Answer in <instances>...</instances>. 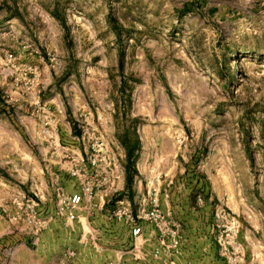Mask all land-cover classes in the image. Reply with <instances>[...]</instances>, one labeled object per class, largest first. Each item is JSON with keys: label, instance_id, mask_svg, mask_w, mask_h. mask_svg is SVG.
I'll use <instances>...</instances> for the list:
<instances>
[{"label": "rangeland", "instance_id": "rangeland-1", "mask_svg": "<svg viewBox=\"0 0 264 264\" xmlns=\"http://www.w3.org/2000/svg\"><path fill=\"white\" fill-rule=\"evenodd\" d=\"M81 158L97 207L66 223L53 183L71 190ZM147 194L170 231L134 244L113 212ZM67 249L66 264L264 263V0H0V264Z\"/></svg>", "mask_w": 264, "mask_h": 264}, {"label": "built area", "instance_id": "built-area-1", "mask_svg": "<svg viewBox=\"0 0 264 264\" xmlns=\"http://www.w3.org/2000/svg\"><path fill=\"white\" fill-rule=\"evenodd\" d=\"M94 164L95 160L92 159L85 160L81 158L80 160H72V164L67 172L68 177L75 182L71 185V187H73L71 190H68L66 186L59 183L58 177L53 183V195L56 200L55 216L64 218L66 223L80 221L81 219L87 221L89 215H91L89 212L97 207L95 203L97 197L95 190L97 186L91 181L88 170L89 167ZM106 179V177L103 178L102 184L106 183ZM100 199L102 200V197H100ZM14 204L19 210L16 219L27 221L33 235L37 236L47 228L52 214L43 217L42 213L39 212L38 203L32 202V204H30L29 202L25 203L15 200ZM85 211H88V214L83 216V212ZM113 217L114 220L123 227L126 238L134 244L139 239H148V223L162 235H167L170 231L164 216L157 208L153 196H150L148 206V194L143 200V203L134 211L130 206L120 204L113 212ZM87 234L89 233L87 232ZM179 239L180 238H174L170 247L177 248L180 243ZM162 244H164L163 241ZM74 256L75 252L73 250H65L60 259V264H66L69 260L73 259Z\"/></svg>", "mask_w": 264, "mask_h": 264}, {"label": "trees", "instance_id": "trees-1", "mask_svg": "<svg viewBox=\"0 0 264 264\" xmlns=\"http://www.w3.org/2000/svg\"><path fill=\"white\" fill-rule=\"evenodd\" d=\"M117 31V30H116ZM119 68L121 69V62L119 61ZM122 146L125 150V190L132 191L133 187V177L136 175L137 171L135 168L136 162V151L138 150V142L135 140L134 142H125L122 141Z\"/></svg>", "mask_w": 264, "mask_h": 264}, {"label": "crops", "instance_id": "crops-1", "mask_svg": "<svg viewBox=\"0 0 264 264\" xmlns=\"http://www.w3.org/2000/svg\"><path fill=\"white\" fill-rule=\"evenodd\" d=\"M21 263L22 264H31L30 261H26V260L25 261H22Z\"/></svg>", "mask_w": 264, "mask_h": 264}, {"label": "bare ground", "instance_id": "bare-ground-1", "mask_svg": "<svg viewBox=\"0 0 264 264\" xmlns=\"http://www.w3.org/2000/svg\"><path fill=\"white\" fill-rule=\"evenodd\" d=\"M261 264H264V263H261Z\"/></svg>", "mask_w": 264, "mask_h": 264}]
</instances>
